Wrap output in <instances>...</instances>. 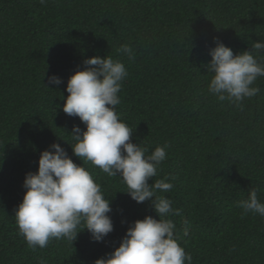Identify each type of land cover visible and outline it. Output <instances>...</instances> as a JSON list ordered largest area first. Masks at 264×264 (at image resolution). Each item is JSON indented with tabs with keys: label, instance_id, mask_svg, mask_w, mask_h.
Instances as JSON below:
<instances>
[{
	"label": "trees",
	"instance_id": "1",
	"mask_svg": "<svg viewBox=\"0 0 264 264\" xmlns=\"http://www.w3.org/2000/svg\"><path fill=\"white\" fill-rule=\"evenodd\" d=\"M214 38L234 53L264 41V0H0V264H95L119 247L132 222L159 219L119 176L87 162L111 199L114 230L104 241H94L82 222L74 242L53 239L33 250L15 222L26 174L38 171L43 150L58 142L83 164L71 133L86 125L63 111V97L87 58L108 55L128 72L116 110L133 143L149 152L168 145L149 183L168 177L173 184L164 195L182 209L172 219L192 264H264V217L237 206L253 188L264 202V77L241 107L219 101L205 67ZM124 44L134 60L118 51ZM54 74L59 85L49 83Z\"/></svg>",
	"mask_w": 264,
	"mask_h": 264
},
{
	"label": "clouds",
	"instance_id": "2",
	"mask_svg": "<svg viewBox=\"0 0 264 264\" xmlns=\"http://www.w3.org/2000/svg\"><path fill=\"white\" fill-rule=\"evenodd\" d=\"M46 5L48 0H39ZM210 49L211 60L205 65L212 78L208 91L241 107L245 98L254 97L260 91L254 87L258 77H264V41H256L250 49L234 53L218 38ZM256 55H254V51ZM134 60L130 45L118 50ZM84 63L88 66L76 71L68 80L67 97L63 111L78 116L86 125L72 130L73 153L83 164H77L60 143L54 142L40 154L36 172H28L24 181L26 189L22 202L15 211L19 234L29 248H45L53 239L74 242L79 226L91 233L96 242L104 241L114 230L109 213L111 199H107L90 170L84 164L91 162L109 177L119 176L127 186V192L137 203L150 201L159 219L147 215L130 224L119 247L95 264H192V255L181 245L177 225L172 219L181 216L182 209L173 208L168 193L173 184L168 177L155 179L158 168L167 157L168 145L149 149L133 143V131L116 110L121 103L119 93L128 76L125 64L111 55L93 56ZM61 78L49 77L50 84L59 85ZM175 179L174 176L171 177ZM237 206L248 213L264 217V202L255 188ZM190 224L184 221L183 235H189ZM83 229V230H84ZM40 264H46L41 258Z\"/></svg>",
	"mask_w": 264,
	"mask_h": 264
}]
</instances>
